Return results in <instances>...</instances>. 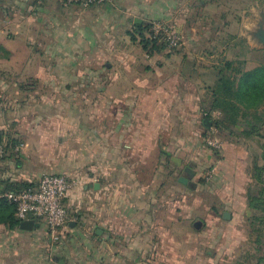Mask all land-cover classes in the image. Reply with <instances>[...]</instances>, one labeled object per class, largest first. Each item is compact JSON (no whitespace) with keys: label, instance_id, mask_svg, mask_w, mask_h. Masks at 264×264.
<instances>
[{"label":"crops","instance_id":"1","mask_svg":"<svg viewBox=\"0 0 264 264\" xmlns=\"http://www.w3.org/2000/svg\"><path fill=\"white\" fill-rule=\"evenodd\" d=\"M34 5L40 14H47L49 20L43 25L54 40L40 42L41 47L31 52V43L4 36L7 26H0V95L15 97L1 100L0 113H9L6 118L11 121L5 122L12 125L18 119H32L28 125L61 119L66 136L81 141L67 158L70 177L82 181L63 200L75 219L65 242L73 243L51 244L40 228L9 231L0 225V264H100L96 256L104 257L111 246V232L104 227L124 228L125 237L148 238L153 195L164 191L159 178L169 173L171 157L183 164L190 157L196 167L198 158L205 163L216 157L211 172L215 168L225 179L230 173L238 186L243 184L244 172L234 160L239 156L236 147L222 145V152L205 147L203 124L210 123L203 119L202 108L207 105L206 88L215 81L222 61H245L250 70L244 52L231 59L227 55L235 25L252 36L264 23L260 17L251 30L245 20V14L264 13V0H110L79 10L83 16L62 3L59 7L49 2L43 10ZM65 10L70 15L66 20L61 17ZM153 21L165 22L180 34L181 47L145 52L134 29ZM2 22L9 23L7 18ZM241 35L245 39L244 32ZM33 87L35 93L69 97L60 103L53 99L44 103L37 97L29 101ZM72 94H81L80 101L71 99ZM58 109L66 110L64 117ZM4 128L0 121V132L6 133ZM39 134L43 138V131ZM19 150L22 147L16 156L0 161V180L31 182V174L21 173L13 162L19 159ZM148 164L154 167L152 180L140 182L136 169L141 165L149 169ZM94 184L98 190L90 188ZM83 203L89 210L86 218L81 213Z\"/></svg>","mask_w":264,"mask_h":264},{"label":"rangeland","instance_id":"2","mask_svg":"<svg viewBox=\"0 0 264 264\" xmlns=\"http://www.w3.org/2000/svg\"><path fill=\"white\" fill-rule=\"evenodd\" d=\"M49 2L60 7V2L57 0H3L0 5V26L3 24L7 26L3 35L10 34L21 37L25 43L28 41L31 43V52H35L38 47H41L40 42L44 41L46 45L50 40H54L50 30L43 25L45 21L49 20L47 14H40L39 10L33 7L36 4V7L44 9ZM71 8L78 9L77 15L83 16L78 7ZM65 11L61 17L66 20L70 15L67 10ZM260 17L261 13L258 12L245 14V20L249 21L251 30L257 25ZM6 18L8 24L2 22ZM36 18L43 22L41 20L39 22ZM243 32L245 39L241 35ZM233 33L235 39L230 42L227 57L231 59L236 54L244 52L245 56L249 58L247 69L264 64V48L259 46L247 30H243L242 26L237 24ZM43 47L45 46L43 45ZM11 79L17 81L18 78ZM32 82L30 79L29 84ZM35 92L36 88L33 87L32 92L28 93L29 101H34V98L37 97V100L42 99L44 103H49L52 99L60 103L62 99L66 100L69 97L66 93L55 94L38 90L37 93ZM0 97V103L3 98L15 100L14 93L1 94ZM71 99L80 101L81 94H72ZM56 112L62 113L60 115L64 117L66 110L58 109ZM79 112L82 113L81 110ZM7 116L0 113V121L5 125L4 130L18 140L19 148L22 147V150H19L21 152L19 159L13 161L20 166L18 171L25 174L30 173L29 180L34 184H37L42 176L48 174H60L72 179L69 174L67 154L76 144L81 145V141L78 143L77 140L73 141L69 136H66V126L62 124L61 119H43L40 121V125L35 123L28 125L27 123H30L32 119H18V123L12 125V123L5 122L9 120L6 118ZM29 129L34 131H29ZM41 131H43V138L39 137ZM203 131L205 132L203 138L206 148L214 152H222L223 146L220 149H213L206 143L209 139H216L222 145H232L238 149L239 156L234 160L239 164H237L239 169L244 172V181L241 182L243 184L238 186L237 182H234L235 176L229 177L230 173L225 179L219 174V171H215V168L211 172L210 169L213 168L217 160L216 157L212 161L206 160L205 163H202L198 158L199 167L195 168L196 175L193 178L196 185L194 189H189L177 182V178L173 175L175 166L169 161V173L158 177L159 183L163 181L164 191L159 190L154 193V209L149 210L154 215L153 219L149 220L150 236L146 239H137L135 236L125 237L121 230L124 228L116 227L115 229L112 227L109 229L104 227L105 230L108 229L111 232L109 238L111 246L109 252L103 255L104 257L100 255L101 253L96 256L97 262L100 264H236L238 258L242 257L245 251L251 249L252 244L248 238L243 202L245 201V188L250 181L249 168L253 157L260 154L264 140L231 137L227 132L218 133L215 130L206 131L203 129ZM185 159L186 165L191 158ZM213 161L214 164L210 166L209 164ZM209 166L210 169H208ZM145 167H149V169L142 168V165L136 169L140 170L138 180L143 183L152 180V170L154 169L150 164ZM205 167L207 168L205 169ZM158 174L156 177L154 176L153 181L157 182ZM81 181L80 179L79 182L81 183ZM100 204H104L103 200ZM82 207L81 213L86 218L89 215V210L84 203ZM109 208L113 209L114 206L110 205ZM128 212L127 215L130 216V210ZM224 212L229 214V219L223 218ZM68 215L70 220H75L69 212ZM196 222L200 223L197 230L193 226ZM38 228L43 229L41 226ZM80 230L83 231V229ZM136 231L135 228L133 232ZM65 240L66 238L59 245L73 243L72 239L67 242ZM74 241L78 242V240Z\"/></svg>","mask_w":264,"mask_h":264},{"label":"trees","instance_id":"3","mask_svg":"<svg viewBox=\"0 0 264 264\" xmlns=\"http://www.w3.org/2000/svg\"><path fill=\"white\" fill-rule=\"evenodd\" d=\"M2 2L0 0V5ZM261 18L264 20V13ZM149 27V24L136 25L134 29L142 49L147 53L166 50L164 45L150 39ZM215 72V81L206 88L207 105L202 108L203 119L210 124L206 127L204 123L203 128L206 131L213 129L218 133L227 132L231 137L264 140V64L246 70L245 61L234 59L222 61ZM215 112L219 114L217 117L214 116ZM0 144L4 145V154L0 160L18 154V140L7 132H0ZM248 172L250 181L245 188L244 207L245 224L252 247L238 258L236 264H264V144L261 145L260 154L253 157ZM35 186L27 181L0 180V225L9 231L21 230L16 208L7 201L5 195L23 192ZM34 223L40 226L38 221ZM69 235L70 232L64 238Z\"/></svg>","mask_w":264,"mask_h":264},{"label":"built area","instance_id":"4","mask_svg":"<svg viewBox=\"0 0 264 264\" xmlns=\"http://www.w3.org/2000/svg\"><path fill=\"white\" fill-rule=\"evenodd\" d=\"M67 7L86 10L100 6L110 0H57ZM149 37L173 52L181 47L182 37L170 25L162 21L149 23ZM217 117L216 114H214ZM213 129H210L212 131ZM213 149H220L222 144L216 139L206 141ZM19 149V147H18ZM4 154V145L0 144V159ZM78 180L63 175H44L34 188L19 193H9L5 197L16 208V217L21 221H38L45 230L51 244H59L70 232V220L63 200ZM35 224V223H34ZM38 227V224H36ZM39 226V227H40Z\"/></svg>","mask_w":264,"mask_h":264},{"label":"water","instance_id":"5","mask_svg":"<svg viewBox=\"0 0 264 264\" xmlns=\"http://www.w3.org/2000/svg\"><path fill=\"white\" fill-rule=\"evenodd\" d=\"M135 24H140V21L135 20ZM251 34L259 44V46L264 48V23L261 24L257 29H255V31H253ZM170 160L175 166L173 175L177 178V182L183 186L188 187L189 189H194L196 184L193 182V178L196 175V164L193 162H189L185 165L183 164L182 159H179L177 157H171ZM90 188L98 190L99 185L94 184L90 186ZM222 216L224 219H229V214L227 212H224ZM193 226L197 230L199 229L200 223L196 222ZM36 227L37 225L34 224L32 220L23 221L19 225V228L23 231H32L33 228Z\"/></svg>","mask_w":264,"mask_h":264}]
</instances>
